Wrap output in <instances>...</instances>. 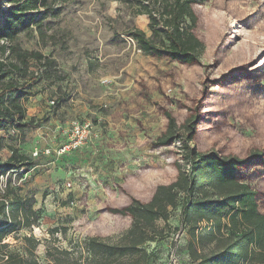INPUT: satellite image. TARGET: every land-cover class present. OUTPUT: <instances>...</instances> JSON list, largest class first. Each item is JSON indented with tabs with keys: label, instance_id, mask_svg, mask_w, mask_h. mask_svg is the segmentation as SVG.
<instances>
[{
	"label": "rangeland",
	"instance_id": "374dc122",
	"mask_svg": "<svg viewBox=\"0 0 264 264\" xmlns=\"http://www.w3.org/2000/svg\"><path fill=\"white\" fill-rule=\"evenodd\" d=\"M5 1L0 0V23L8 8ZM194 1L196 35L204 51L192 67L146 55L128 35L141 30L151 36L146 9L152 0H51L57 12H49L40 30L31 26L8 43L4 54L0 51V61L7 63L15 62L10 45L54 61L50 67L33 59L26 65L15 62L17 70L7 77L16 83L35 78L25 119L37 127L24 129L22 136L13 134V139L0 137V160L8 157L10 145L25 143L33 162L0 178V195L9 180L14 189L10 198L26 199L38 216L35 221L30 217L31 226L16 225L5 237L0 264H85L88 237L112 243L122 236L128 220L116 223L101 215L103 202L115 201L121 186L133 195L175 179L172 161L184 165L183 126L205 92L190 145L224 156L261 150L264 0ZM159 9L152 8V13ZM229 27L232 32L226 35ZM229 105L233 108L227 113ZM165 113L175 119L179 139L171 147L156 148L153 143L167 129ZM74 121L89 124L91 134L83 147L59 155ZM256 167L243 175L262 192L264 214V178ZM27 172L31 177L25 178ZM35 176L39 178L33 183ZM180 205L170 210L166 222H157L163 235L144 245L149 264H198L187 252L189 236L181 226Z\"/></svg>",
	"mask_w": 264,
	"mask_h": 264
},
{
	"label": "trees",
	"instance_id": "16d2710c",
	"mask_svg": "<svg viewBox=\"0 0 264 264\" xmlns=\"http://www.w3.org/2000/svg\"><path fill=\"white\" fill-rule=\"evenodd\" d=\"M219 1L213 0L215 5ZM5 2L8 8L0 23V43L4 42L0 45L1 54L6 52L8 43L14 42L19 33L31 26L38 29L53 9L51 0ZM194 5V0H152L151 8L148 5L146 9L151 36L147 37L141 30H134L128 35L146 55L167 58L183 66L197 65L204 43L196 35L199 21ZM155 7L160 8L157 15L152 13ZM55 12L57 9H53L52 13ZM230 29L226 35L232 32ZM9 48L16 53L15 62L19 64L26 65L29 59L35 60L41 67H50L54 63L40 53L20 51L11 45ZM15 62L0 61V130L23 132L26 128L37 127L32 120L25 119L28 112L25 102L31 96L30 87L36 80L33 76L22 83L7 79L18 68ZM206 98L205 92L188 123L183 126L185 133L180 140V156L187 173L174 160L172 165L177 174L173 181L156 184L150 191L133 195L121 186L113 198L115 201L105 200L101 215L113 218L116 223L126 219L129 227L112 243L97 236L88 237L85 264H149L151 256L144 245L163 235V229L157 226V222H166L170 210L180 204L181 226L189 236L187 252L192 261L198 264L264 262V214L259 206L262 192L260 194L253 189L243 175V171L255 165L264 178V144L261 150L245 156H224L216 150L200 152L191 146ZM231 108L233 105L227 107V113ZM165 118L167 129L153 143L156 148L171 147L179 139L175 119L170 113H165ZM10 152L5 160H0V178L11 170L18 173L33 165L26 155L16 149L10 148ZM8 181L0 195V251L5 247L3 240L16 225L29 227L32 224L30 217L35 221L38 216L26 199L19 195L10 198L14 189ZM181 194L183 197L180 198ZM31 240L25 238L27 242Z\"/></svg>",
	"mask_w": 264,
	"mask_h": 264
},
{
	"label": "built area",
	"instance_id": "2783aa9c",
	"mask_svg": "<svg viewBox=\"0 0 264 264\" xmlns=\"http://www.w3.org/2000/svg\"><path fill=\"white\" fill-rule=\"evenodd\" d=\"M3 43L4 42L1 41V44ZM71 124L72 125H71L70 134L68 136L66 143H64L62 147L59 149V152H58L59 155L61 154L68 155L78 150L79 148L83 147L87 143V140L91 134V127L89 124L81 123L79 121H74ZM10 173L15 174L17 172L15 170H11L5 175V177H7ZM1 178H3V176H1ZM112 186H113V189L117 188L116 183H113Z\"/></svg>",
	"mask_w": 264,
	"mask_h": 264
},
{
	"label": "crops",
	"instance_id": "0c3cea01",
	"mask_svg": "<svg viewBox=\"0 0 264 264\" xmlns=\"http://www.w3.org/2000/svg\"><path fill=\"white\" fill-rule=\"evenodd\" d=\"M13 134H15L14 137L18 136V134H20L22 136V133L19 132L18 130H14V129H9V130H0V137H4L6 140L7 139H11L12 137L10 136H13ZM13 139V138H12ZM11 147L10 148H13V149H16L20 154H23V155H26L28 158L30 157V155H28V151L26 149V144L23 143L22 145H10ZM22 146V147H21ZM22 148V149H21ZM11 152H9V154L7 156L10 155ZM36 168V167H35ZM30 171H33L34 170H30ZM29 172H27V174H25V178H27L28 176L31 177L30 174H28ZM38 176H35L33 178V183H36L37 180H38ZM156 242V241H154ZM154 242H151V243H154ZM159 241H157L158 243Z\"/></svg>",
	"mask_w": 264,
	"mask_h": 264
}]
</instances>
